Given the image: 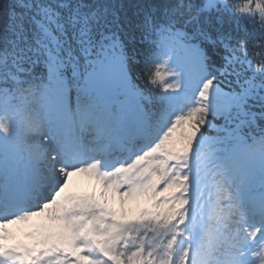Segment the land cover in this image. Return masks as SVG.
Here are the masks:
<instances>
[{
    "label": "snow or ice",
    "instance_id": "snow-or-ice-1",
    "mask_svg": "<svg viewBox=\"0 0 264 264\" xmlns=\"http://www.w3.org/2000/svg\"><path fill=\"white\" fill-rule=\"evenodd\" d=\"M124 11L0 0V264H264V0Z\"/></svg>",
    "mask_w": 264,
    "mask_h": 264
},
{
    "label": "trees",
    "instance_id": "trees-1",
    "mask_svg": "<svg viewBox=\"0 0 264 264\" xmlns=\"http://www.w3.org/2000/svg\"><path fill=\"white\" fill-rule=\"evenodd\" d=\"M121 2H123L125 5V11L122 12L121 14L124 15L126 12V14L132 17L133 20H136V15H135L136 13H139L140 16H142V13L140 12L141 7L147 9L151 5V6H156L158 9L162 10L163 6L166 3H168L169 0H121ZM171 2L175 3L176 0H171ZM219 15H221V13L218 12L210 14L211 24L205 25V27H207L209 31L212 32L213 36L217 35L216 29L219 28L225 34L231 36L233 44H235L239 40H245L248 41L250 46L254 39H259L261 37H264V30L259 28L258 23L240 24L239 22L236 21L234 16L229 18V14L225 12L222 14L225 18V22L221 25L217 22L215 18V16H219ZM180 19L183 20L184 18H180ZM188 30L191 31L190 25L188 26ZM208 50L210 54H212L211 46H208ZM222 55H223V49L217 48L215 50V54H212V61L219 62L220 56ZM37 70H39V68ZM140 78L143 79L142 74L140 75Z\"/></svg>",
    "mask_w": 264,
    "mask_h": 264
},
{
    "label": "clouds",
    "instance_id": "clouds-1",
    "mask_svg": "<svg viewBox=\"0 0 264 264\" xmlns=\"http://www.w3.org/2000/svg\"><path fill=\"white\" fill-rule=\"evenodd\" d=\"M31 91L30 85L17 86L14 89L16 99L0 101V108L7 113L13 128L20 130L21 139L27 141L30 136L37 135L42 127V123L33 111L31 103H26L24 97Z\"/></svg>",
    "mask_w": 264,
    "mask_h": 264
}]
</instances>
